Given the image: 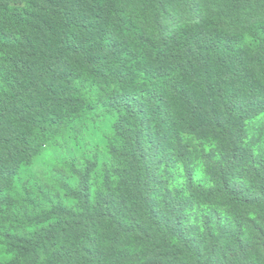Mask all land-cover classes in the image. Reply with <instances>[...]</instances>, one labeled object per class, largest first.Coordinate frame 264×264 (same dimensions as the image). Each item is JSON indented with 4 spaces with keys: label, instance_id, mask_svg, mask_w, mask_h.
<instances>
[{
    "label": "trees",
    "instance_id": "trees-1",
    "mask_svg": "<svg viewBox=\"0 0 264 264\" xmlns=\"http://www.w3.org/2000/svg\"><path fill=\"white\" fill-rule=\"evenodd\" d=\"M97 105L101 179L62 195L30 168ZM263 233L261 2L0 0V264H255Z\"/></svg>",
    "mask_w": 264,
    "mask_h": 264
},
{
    "label": "rangeland",
    "instance_id": "rangeland-1",
    "mask_svg": "<svg viewBox=\"0 0 264 264\" xmlns=\"http://www.w3.org/2000/svg\"><path fill=\"white\" fill-rule=\"evenodd\" d=\"M170 1V0H167ZM175 1V0H174ZM251 1V0H249ZM264 5V0H257ZM184 22L179 21L172 25L173 29L179 28ZM87 96L93 102L95 96L87 91ZM113 116L106 113L102 105H97L96 110H90L86 118V125L81 133H68L60 139L58 146L49 147L33 163L31 171L45 182L52 184L62 195L67 192V187L76 186L80 178L74 168H89L97 164V172L93 178L101 179V167L108 160L107 138L112 131ZM197 182L203 183L204 177L199 169L195 174ZM264 233L247 249L252 256V261L259 264L263 260ZM261 252V254H259ZM140 264H159L156 260L148 259Z\"/></svg>",
    "mask_w": 264,
    "mask_h": 264
}]
</instances>
